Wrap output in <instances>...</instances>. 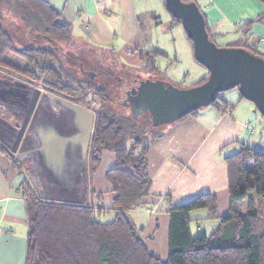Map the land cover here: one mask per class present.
Returning a JSON list of instances; mask_svg holds the SVG:
<instances>
[{"label": "trees", "instance_id": "obj_1", "mask_svg": "<svg viewBox=\"0 0 264 264\" xmlns=\"http://www.w3.org/2000/svg\"><path fill=\"white\" fill-rule=\"evenodd\" d=\"M4 9L21 22V27L3 21ZM173 20L182 23L174 16ZM256 21L264 22V12L245 21L241 28L246 36L231 41L228 46H243L264 57L258 41L249 36ZM207 29L213 39L214 33L208 26ZM69 38H73L71 22L49 0H0V68L94 110L89 175L96 172L105 151L115 154V165L106 172L114 193L113 203L106 207L90 200L72 203L41 198L24 164L2 144L3 151L23 176L22 186L27 188L25 264H264V150L249 145L225 157L230 195L228 213H218L215 194L201 192L169 208L167 255L159 257L150 249L144 227L134 222L130 211L150 192L148 150L167 124H154L146 111L133 114L124 105L117 108L104 86H93L92 81L71 82L60 62L57 44ZM163 54L159 50L140 49L141 71L156 73L154 61ZM80 66L85 69L82 63ZM207 78L208 74L192 85ZM90 94L97 104L89 98ZM211 105L222 111L234 106L219 95ZM92 191L102 199V192ZM200 208L208 209L209 217L219 221L209 235L193 236L190 213ZM102 210H113L114 218L98 219L96 212Z\"/></svg>", "mask_w": 264, "mask_h": 264}, {"label": "crops", "instance_id": "obj_2", "mask_svg": "<svg viewBox=\"0 0 264 264\" xmlns=\"http://www.w3.org/2000/svg\"><path fill=\"white\" fill-rule=\"evenodd\" d=\"M49 1L71 22L73 39L80 38L92 47L108 49L118 55L131 52L138 57L140 49L159 50L147 48L156 43L154 32L146 29L139 18L142 12H149L150 9L142 10V4L148 0ZM195 1L211 33L224 36L228 32L226 29H233L240 31L237 39L246 36L241 25L264 12L263 0ZM172 18L171 15L155 21L153 26H164L163 31L168 32L174 22ZM250 28L249 36L258 41L259 47L264 45V22L256 21ZM226 98L236 105L230 95ZM234 106L226 111L214 105L203 106L195 114L164 126L163 134L151 142L148 150L150 192L130 215L138 226L144 227L147 244L157 256L165 257L168 253V210L171 206L201 192H210L217 197L218 213L227 214L230 195L225 157L243 145L264 150V116H257V110L249 104L244 112L242 108L236 112ZM0 145V264H25L27 188L22 186L18 168ZM114 165L115 154L105 151L98 169L89 175L88 201L98 204L100 198L92 191L95 189L104 192L103 198L108 201L106 207L112 205L113 192L105 174ZM205 209L191 211L192 221L199 223L210 218ZM209 223L208 230H214L218 219L211 218Z\"/></svg>", "mask_w": 264, "mask_h": 264}, {"label": "water", "instance_id": "obj_3", "mask_svg": "<svg viewBox=\"0 0 264 264\" xmlns=\"http://www.w3.org/2000/svg\"><path fill=\"white\" fill-rule=\"evenodd\" d=\"M164 2L170 14L182 21L196 60L209 70L208 78L190 87L147 79L133 90L129 104L133 114L141 108L154 124L172 123L211 105L219 92L238 87L241 96L264 116V57L243 46L218 45L210 38L205 15L195 0ZM2 110L17 119L9 120ZM94 121L95 112L90 108L27 81L0 76V143L24 164L43 199L88 200V153Z\"/></svg>", "mask_w": 264, "mask_h": 264}, {"label": "rangeland", "instance_id": "obj_4", "mask_svg": "<svg viewBox=\"0 0 264 264\" xmlns=\"http://www.w3.org/2000/svg\"><path fill=\"white\" fill-rule=\"evenodd\" d=\"M142 8V10L150 9L149 12H142L139 18L146 29H151L154 32L153 34L156 41V43L150 44L147 48H157L165 53L163 55H159L154 61L155 65L157 66L156 73L151 74L147 71H141L139 68L141 66L139 55L138 57L134 56L135 54L131 52L125 54L121 53L118 55L117 52H113L108 49L92 47L91 45L84 43L80 38H69L57 43L59 46L58 51L60 62L62 63L65 72L70 77V81L73 83H76V81H92V83L95 84L93 86H104L107 93H109V95L114 98L117 108H120L118 106L124 105L122 98L119 99L116 94V92L121 89V86H113L118 83V76L131 77V79L135 77H158V79L171 85L190 87L192 84L196 83L199 79L209 73L208 68L196 60L194 56L193 42L187 36V33L181 22H172L168 32L163 31L164 26H153L155 21L171 17L170 12L165 6L164 0H148L147 3L142 4ZM2 15L3 21H7L12 25H18L21 27V22L18 19L11 17L12 15L8 13L6 9L2 11ZM226 31L228 32H226L224 36L216 34L212 36L213 40L220 46H228L231 41L237 39L240 36V31H235L233 29H226ZM260 48L263 49L264 45L260 46ZM81 63L85 69L80 66ZM85 70L96 73V76L91 77L86 73ZM0 76L25 81L24 78L17 73L1 68ZM218 95L224 98L230 95V99H233V102H236V105L235 103H232L235 105L233 110L236 112L241 110V108L244 112L246 104H249L252 109H256L254 103L246 98H241L239 101L241 93L238 87L221 91ZM89 98L92 99L94 103H98L92 94L89 95ZM123 111L124 110L122 109V112ZM257 114V116L263 118V115L258 110ZM9 117L13 116L11 115ZM100 192H102L104 196V192ZM103 196L102 199H99L98 204L102 203L105 206L108 204V201H106ZM96 214L98 219L108 221L114 218L115 212L113 210H102L96 212ZM209 221H211V218L199 221V223L192 221L191 226L193 228V236L204 235L205 233L209 235L213 231L208 230V226L210 224ZM197 226L199 229H196ZM197 230L199 231L198 233Z\"/></svg>", "mask_w": 264, "mask_h": 264}, {"label": "flooded vegetation", "instance_id": "obj_5", "mask_svg": "<svg viewBox=\"0 0 264 264\" xmlns=\"http://www.w3.org/2000/svg\"><path fill=\"white\" fill-rule=\"evenodd\" d=\"M86 73L88 75L91 76V71L89 73V70H85ZM150 73V72H149ZM96 74V73H95ZM92 77V76H91ZM147 79H155V78H150V77H144V78H132L131 77H122V76H118V83H116L115 85L113 86H121V89L116 92L117 96L119 99L122 98V102L124 104V106L131 112H132V105H129L131 102H132V98L134 97V94H133V90L137 91V88H139L140 86H143L145 85V82L147 81ZM139 109V108H138ZM145 112V110H142L140 108V111L139 113H143ZM147 112V111H146ZM1 113L6 117L8 118L9 120L11 121H15L17 118L11 114L10 112L8 111H4L2 110ZM13 116V117H9V116Z\"/></svg>", "mask_w": 264, "mask_h": 264}]
</instances>
